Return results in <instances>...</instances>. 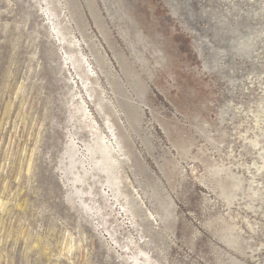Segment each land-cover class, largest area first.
<instances>
[{"label": "rangeland", "instance_id": "1", "mask_svg": "<svg viewBox=\"0 0 264 264\" xmlns=\"http://www.w3.org/2000/svg\"><path fill=\"white\" fill-rule=\"evenodd\" d=\"M262 99L264 0H0V264H264Z\"/></svg>", "mask_w": 264, "mask_h": 264}, {"label": "bare ground", "instance_id": "2", "mask_svg": "<svg viewBox=\"0 0 264 264\" xmlns=\"http://www.w3.org/2000/svg\"><path fill=\"white\" fill-rule=\"evenodd\" d=\"M262 100H264V99H262ZM85 115V114H84ZM257 115H258V117H257V119H263L264 120V109L262 108V103L260 102L259 103V110L257 111ZM252 130V131H251ZM251 130H248L247 131V133L246 134H242V137L244 138V141L246 142V144L247 145H249L250 147H251V149L252 150H254L255 151V154L259 157V158H261L262 160H263V162H264V140H262L263 138H264V125H263V128H261V129H259L257 126H255V129H251ZM256 130H257V132H259V133H255L256 132ZM250 132H252V134L254 135L253 137H248L247 136V134H249ZM107 149V150H106ZM103 152H105V154L107 155V159L108 160H106V163H105V170H108V165L110 166V167H115L116 166V162H117V160L115 159V157L114 156H109L110 154H112V152L109 150V147L107 146V148H103ZM104 159V158H103ZM105 161V160H104ZM29 166H30V164H29ZM254 166L256 167V172H252L251 171V169H250V167H247V170H248V172H249V175H250V177H249V179H248V182H249V184H250V186H249V189L251 190V192L253 193V196L251 197L250 196V198L251 199H253V197H257V196H259V195H261V196H264V185H262L258 180H257V174H259L260 173V171H261V169H264V166L263 167H258L257 166V163H255L254 164ZM242 167V164H240V165H237V168L239 169V168H241ZM30 168L31 167H29V170H30ZM243 168V167H242ZM231 173H230V175L231 176H233L235 179H238V175L237 174H234L232 171H230ZM239 177H240V175H239ZM109 178H111L110 176H109ZM2 204V203H1ZM248 223V222H247ZM248 226H249V228H250V230L252 231V232H255V229H254V226L253 225H251L250 223H248ZM233 228L234 229H236V227L235 226H233ZM232 228V229H233ZM233 229V230H234ZM236 232V231H235ZM237 233V232H236ZM72 237V236H71ZM236 237V236H235ZM69 239V238H68ZM72 239V238H71ZM234 239V238H233ZM239 240V239H238ZM68 241V240H67ZM231 241V240H230ZM70 243V242H69ZM68 243V244H69ZM71 244H72V242H71ZM232 244V243H231ZM72 246V245H71ZM229 246H230V244H229ZM233 247V246H232ZM67 249V248H66ZM65 249V250H66ZM72 249H73V246H72ZM64 250V251H65ZM68 251V253L70 254V251H71V247H69L68 249H67ZM66 252V253H67ZM139 254L142 256V257H148V255L145 253V252H143V251H141V250H139ZM133 255V254H132ZM133 257H139V255H134ZM137 258H135V263H137V264H139V259H137ZM132 259H134V258H132ZM148 259V258H147ZM146 260V259H145ZM147 263H149V262H147ZM141 264V263H140ZM142 264H145V263H142Z\"/></svg>", "mask_w": 264, "mask_h": 264}]
</instances>
